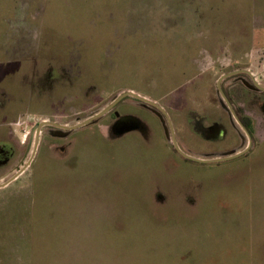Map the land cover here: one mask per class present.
<instances>
[{"label":"rangeland","instance_id":"rangeland-1","mask_svg":"<svg viewBox=\"0 0 264 264\" xmlns=\"http://www.w3.org/2000/svg\"><path fill=\"white\" fill-rule=\"evenodd\" d=\"M98 1L78 19L81 0H15L18 13L14 0H0V39L9 45L0 52L7 49L14 60L5 63L0 54L3 99L21 104L0 116L6 123L0 138L15 151L0 164V182L26 166L0 188V217L7 219L15 202H25L22 212L30 209L16 219L27 218L26 225L0 231V264H264V105H248L251 156L229 163L184 161L167 127L148 141L121 139L131 162L109 164L121 154L104 155L96 138L94 148L79 141L89 133L110 136L102 116L64 138L66 132L54 134L59 127L44 126L28 164L40 121L80 124L124 91L163 105L181 147L197 148L184 104L229 111L218 89L222 74L236 60L264 71V0ZM52 63L63 79H42ZM231 144L194 156L227 157L246 148L243 138ZM28 232L35 235L27 246Z\"/></svg>","mask_w":264,"mask_h":264},{"label":"flooded vegetation","instance_id":"flooded-vegetation-1","mask_svg":"<svg viewBox=\"0 0 264 264\" xmlns=\"http://www.w3.org/2000/svg\"><path fill=\"white\" fill-rule=\"evenodd\" d=\"M241 61V60H240ZM236 60L237 64L233 65L230 70L226 71V73L222 75H226L221 80V86L225 95L227 96L229 102L225 101L226 105L229 108V111H222L223 108L219 110L215 107H206L202 111L199 109L193 108L189 104H184L183 115L185 121L187 123H192L194 129L196 130L194 133L197 140V148H193L187 151L184 147L179 144L177 139V132H174V122H173V115L169 112L163 105L154 102L155 104H151L149 102L143 101L141 99L135 98V101L131 102H124L125 98L120 99L117 103H115L104 115L100 120H103L107 129L110 130V136L105 138L107 142H120L121 139L129 136L130 138H134L133 140L139 139L140 141H148L151 138L152 133H164L167 127L174 132L172 135H175V139L180 146V148L187 153L188 155H200V154H207L210 151L218 150V147L225 146L228 148L232 147L231 142L237 141L239 142L242 138L246 142V148L242 149L240 152L241 154L221 160L216 161L219 163H229L231 161L250 157L251 153L253 152V143L255 137V123L252 117V113L247 109L254 108L252 106H248L249 102L258 103V105H264V71L260 66H251L250 62L247 64L245 61ZM36 62V60H35ZM48 62V61H47ZM36 65V64H35ZM34 65V66H35ZM48 67V65H47ZM260 68V69H259ZM47 71V72H46ZM44 73L40 74L43 75L42 79L47 77L53 82L54 79H63L65 77L60 70V67L57 68L55 64H50L48 70ZM41 78V77H40ZM37 79V84L40 87L44 86V81L42 79ZM70 79V78H69ZM46 85V83H45ZM3 92L1 91L0 94ZM132 97V96H131ZM244 102L242 108L239 106L238 102ZM118 107V109H117ZM14 105H8L6 107L7 112L10 114L12 110H14ZM2 109L5 111V107L3 104H0V113H2ZM142 110L147 115L154 120V123H149L150 120L145 118H141L138 114L133 111ZM224 110V109H223ZM48 121V120H47ZM53 122V121H50ZM54 124H45L40 129V135L43 136V127L44 126H51V128L59 127L60 131L57 130L54 134L58 135L63 133H67V131H75L80 130L81 128L87 126L82 125L79 127L69 128L68 124L57 123ZM5 121L0 122V128L3 126ZM58 124V125H57ZM78 125V124H77ZM89 125V124H88ZM53 126V127H52ZM75 126V125H73ZM87 130V129H85ZM61 132V133H60ZM61 135L63 138L67 134ZM40 135H39V142H40ZM53 135V134H52ZM6 139L0 138V164H7L8 161L11 159L13 154L15 153L14 149H8ZM138 141V140H136ZM66 142V141H64ZM139 142V141H138ZM61 143V142H60ZM140 143V142H139ZM39 145V143H38ZM67 147V144H66ZM65 149V146L62 147ZM175 152L179 154L184 161L192 162L194 164H201L205 165L206 163L203 161H198L189 157H185L181 154L178 149L174 145ZM197 152V153H196ZM200 152V153H198ZM161 154V153H160ZM231 156V155H229ZM228 157V156H227ZM33 161V160H32ZM223 161V162H222ZM31 164V163H30ZM29 164V165H30ZM22 169V168H21ZM19 170L12 175L9 179L14 177ZM16 176L10 182H8L5 186L10 184L12 181L17 179ZM7 179L6 181H8ZM4 181V182H6ZM0 182V183H4ZM0 186V188L5 187Z\"/></svg>","mask_w":264,"mask_h":264},{"label":"trees","instance_id":"trees-1","mask_svg":"<svg viewBox=\"0 0 264 264\" xmlns=\"http://www.w3.org/2000/svg\"><path fill=\"white\" fill-rule=\"evenodd\" d=\"M109 2V1H108ZM112 3V1L110 0V3L109 4H111ZM67 4H68V2L67 1H63V6L62 5H60V6H62V7H64V5H66L67 6ZM100 5L101 6V3H100V1H98V0H81V5L79 6L80 8H82V9H80V10H77L78 12H77V18L78 19H80V18H82L85 14H90V13H92V11H93V6L94 5ZM83 5V6H82ZM89 8V9H88ZM87 12H90V13H87ZM89 136L88 137H86V138H83V139H79V141L81 142V145L82 144H85V145H87V147H88V145H90L91 147H93L94 148V139L96 138L97 139V141H96V147H95V149H100V150H103V153H104V155L106 154V156L107 155H109V153H106L105 151H107V152H113V153H115V154H121V157L119 158V157H117L115 160H109V164H113V165H115V164H125V163H130L131 161L130 160H128V159H126L125 158V153L127 152V151H129V145L127 144L128 142H126L125 140H124V143L122 144L121 142H115V143H112V142H107V140H105L104 138H101V136H100V134H98L99 135V137H97V136H95L94 135V133H89L88 134ZM79 141H78V145H80V143H79ZM88 141H91V143H88ZM130 142V141H129ZM126 143V145H124ZM158 149H160V150H162L163 151V148L159 145L158 147H157ZM165 151V150H164ZM110 152V153H111ZM145 156V155H144ZM74 161H75V159L77 158V156H75L74 155ZM74 165L75 166H77L78 165V162L77 163H75L74 162ZM16 205V204H18V205H16L15 207L13 206V205ZM24 205H26L25 204V202H15V203H12V204H9L8 206H9V209H8V206H7V209H6V213L8 214V216H7V219H5V218H3V217H0V231H1V233H3V232H6V230L8 229L9 230V232L10 231H12L13 230V228H15L16 226H17V228H18V225H26V219L27 218H23L22 220H20V221H17L16 219L17 218H19L20 216H21V214L22 213H29V211H30V209L29 208H27V209H24L25 211H23L22 212V210H23V206ZM13 207H14V209H13ZM14 213V214H13ZM29 221V220H28ZM58 226H60V225H58ZM58 226H57V229H58ZM56 232H57V234H56ZM56 232H55V236L56 235H58V231L56 230ZM35 234H33V233H27L26 234V236L23 238V242H24V244H27V246L30 244L29 242H30V239H31V237H33ZM60 236V235H59ZM58 236V237H59ZM58 237L56 236V239H55V241H54V244L53 245H57V240H58ZM57 248H60V247H56V249ZM47 249H50L49 251H52V250H54V246H53V248L50 246L49 248H47ZM40 250V249H39ZM52 253H54V252H52ZM52 253H50V254H48V255H52ZM44 255V254H43ZM45 256V255H44ZM43 256V257H44ZM42 257V256H41ZM44 259H46L45 257H44ZM47 260V259H46Z\"/></svg>","mask_w":264,"mask_h":264},{"label":"water","instance_id":"water-1","mask_svg":"<svg viewBox=\"0 0 264 264\" xmlns=\"http://www.w3.org/2000/svg\"><path fill=\"white\" fill-rule=\"evenodd\" d=\"M226 75H222L220 77V79L218 80V89H219V92L222 96V98L229 102L227 96L225 95L224 91H223V88L221 86V80L225 77ZM125 96H132V97H135V98H138V99H141L143 101H146V102H149L151 104H155L153 103V101L149 100V99H146L144 97H142L141 95H138L132 91H124L122 92L120 95H118L117 97H115L111 103L106 106L102 111H100L99 113L91 116L90 118H88L87 120L83 121L82 123L78 124V125H75V126H71L69 128H75V127H79V126H82V125H87V124H90V123H94L96 120H98L101 116H103L115 103H117L120 99L124 98ZM45 124H54V122H50V121H47V120H43V121H40L37 125V130H36V141H35V146H34V149H33V152H32V155L30 157V160L28 162V164L30 163V161L33 159V156L35 155V152L37 151V148H38V143H39V135H40V129L43 125ZM58 125V124H57ZM172 134H173V131H172ZM173 136V143L175 145V147L178 149V151L183 154L185 157H189V158H192V159H195V160H198V161H203V162H213V161H221V160H225V159H229V158H233V157H236L238 155L241 154V152L239 153H236L234 155H231V156H228V157H217V158H211V159H207V158H199V157H195V156H192V155H188L187 153H185L181 148L180 146L178 145L176 139H175V135H172ZM26 167V166H25ZM23 167V169L25 168ZM23 169H19V172L14 176L12 177L11 179H9L8 181L4 182V183H0V186H5L8 182H10L12 179H14L16 176H18L22 171Z\"/></svg>","mask_w":264,"mask_h":264},{"label":"crops","instance_id":"crops-1","mask_svg":"<svg viewBox=\"0 0 264 264\" xmlns=\"http://www.w3.org/2000/svg\"><path fill=\"white\" fill-rule=\"evenodd\" d=\"M19 2V1H18ZM18 3H16L15 2V0H14V3H13V5H12V9H14V12H16V13H18L17 11H19V10H17V8H18ZM264 5L262 4L261 6H260V8H262ZM11 9V10H12ZM245 15V14H244ZM246 16V15H245ZM1 37H2V33H1ZM2 38H4V37H2ZM7 45V42L6 41H3V40H1L0 39V47H3V46H6ZM7 46H9V45H7ZM6 46V47H7ZM5 47V48H6ZM1 53H4V55L3 56H5V58L3 59H1V61H3V62H8V61H10V60H13L11 57L9 58V56L7 55L8 54V50L6 49L5 50V52H0V54ZM7 58H9L8 60H7ZM32 60H35V58H33ZM14 61V60H13ZM23 61H28V60H23ZM23 61H20L21 63L23 62ZM14 77H17L16 75H14ZM4 82H5V77H4ZM1 83V82H0ZM6 87H7V85H1L0 84V93H1V91L3 92L2 94H0L1 96H0V104H3V106L5 107V111L2 109V113H0V116L2 117V118H4V119H6L5 118V115H7L8 117H10L9 116V114H8V110H6V107L8 106V105H10V106H12V105H14V110H12V113L13 112H15V111H17L19 108V105H21L20 103H18L17 102V100H15V99H13V96H7L6 97V99H3V96H6L7 95V93H8V91L7 90H5L6 89ZM32 96H34V94L32 95ZM2 97V98H1ZM19 99V98H18ZM17 104V105H16ZM11 113V114H12Z\"/></svg>","mask_w":264,"mask_h":264}]
</instances>
